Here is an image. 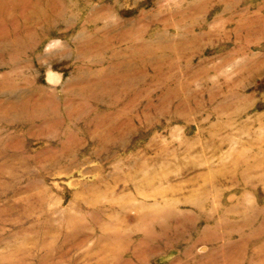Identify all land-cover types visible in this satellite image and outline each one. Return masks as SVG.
Here are the masks:
<instances>
[{"label":"rangeland","instance_id":"1","mask_svg":"<svg viewBox=\"0 0 264 264\" xmlns=\"http://www.w3.org/2000/svg\"><path fill=\"white\" fill-rule=\"evenodd\" d=\"M0 264H264V0H0Z\"/></svg>","mask_w":264,"mask_h":264},{"label":"bare ground","instance_id":"2","mask_svg":"<svg viewBox=\"0 0 264 264\" xmlns=\"http://www.w3.org/2000/svg\"><path fill=\"white\" fill-rule=\"evenodd\" d=\"M40 11V10H39ZM94 43V42H93ZM89 44V43H88ZM113 60V59H112ZM147 62V61H146ZM53 76V75H52ZM55 76V75H54ZM56 78V77H55ZM49 79V78H48ZM54 79V78H53ZM53 83V82H52ZM84 83V82H83ZM75 84V83H74ZM35 99V98H34ZM57 101V100H56ZM38 106V105H37ZM62 110V109H61ZM51 113V112H50ZM57 117V116H56ZM63 119V118H62ZM70 121V120H69ZM45 127V126H44ZM117 129V128H116Z\"/></svg>","mask_w":264,"mask_h":264}]
</instances>
